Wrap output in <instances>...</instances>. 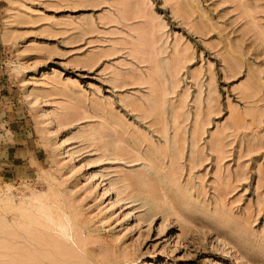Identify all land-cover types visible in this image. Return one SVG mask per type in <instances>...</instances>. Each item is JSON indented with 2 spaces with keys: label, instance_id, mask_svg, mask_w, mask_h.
Here are the masks:
<instances>
[{
  "label": "rangeland",
  "instance_id": "1",
  "mask_svg": "<svg viewBox=\"0 0 264 264\" xmlns=\"http://www.w3.org/2000/svg\"><path fill=\"white\" fill-rule=\"evenodd\" d=\"M0 41V197L46 198L0 264H264V0H0Z\"/></svg>",
  "mask_w": 264,
  "mask_h": 264
},
{
  "label": "bare ground",
  "instance_id": "2",
  "mask_svg": "<svg viewBox=\"0 0 264 264\" xmlns=\"http://www.w3.org/2000/svg\"><path fill=\"white\" fill-rule=\"evenodd\" d=\"M65 144H66L65 142H61L59 145H60L61 147H65ZM29 199H30V200H29ZM29 199H28V200L24 199V201H21V200L19 199V200H20V203L22 202V204H21L20 207H19L18 205H16V206H15L16 208H15L14 205H13V204H14V201H15L14 198H13L11 195L6 194V195H4L3 197H0V203H2V204L4 203L5 205H7V206L9 207V209L4 210L5 213H7L8 210L11 211L10 206H12V210H13V212H15V211H16V212H19V214L21 213V216L23 217V216H25V214H24V215L22 214L23 211H26V212L28 211L27 213L25 212V213L28 215V214H29V211H30V210H29V206H32L33 203H34V204H35V203H39V204H41V205L43 206V205H45V202H46V201H44V199H46V198H44V196L41 197V196H39L38 194H37V195L34 194V196H33L32 198L30 197ZM2 204H1V206H2ZM4 204H3V205H4ZM5 205H4V206H5ZM33 206L35 207V205H33ZM8 207H7V208H8ZM37 207H38V206H37ZM43 207H44V206H43ZM45 207H46V206H45ZM45 207L43 208V210H46ZM0 208H2V207H0ZM3 209H5V207H4ZM3 209H2V210H3ZM14 209H15V210H14ZM2 210H1V211H2ZM4 211H3L2 214H5ZM30 212H31V211H30ZM2 214L0 213V216H1ZM16 214H17V213H16ZM27 215H26V216H27ZM31 215H32V213H31ZM26 216H25V217H26ZM28 216L30 217V215H28ZM29 217H28V218H29ZM1 219H2V218H1ZM0 221H1V222H0V225H1L2 220H0ZM2 225H3V223H2ZM2 225H1V226H2ZM5 225H6V224H5ZM3 226H4V225H3ZM4 227H5V226H4ZM2 229H4V228H2Z\"/></svg>",
  "mask_w": 264,
  "mask_h": 264
},
{
  "label": "crops",
  "instance_id": "3",
  "mask_svg": "<svg viewBox=\"0 0 264 264\" xmlns=\"http://www.w3.org/2000/svg\"><path fill=\"white\" fill-rule=\"evenodd\" d=\"M1 44H3V42L0 41Z\"/></svg>",
  "mask_w": 264,
  "mask_h": 264
}]
</instances>
